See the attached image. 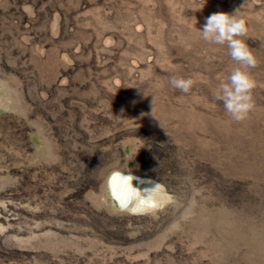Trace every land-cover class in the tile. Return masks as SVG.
<instances>
[{"label":"rangeland","instance_id":"rangeland-1","mask_svg":"<svg viewBox=\"0 0 264 264\" xmlns=\"http://www.w3.org/2000/svg\"><path fill=\"white\" fill-rule=\"evenodd\" d=\"M240 8L236 122L198 29ZM130 171L150 205L115 198ZM0 264H264V0H0Z\"/></svg>","mask_w":264,"mask_h":264},{"label":"clouds","instance_id":"clouds-1","mask_svg":"<svg viewBox=\"0 0 264 264\" xmlns=\"http://www.w3.org/2000/svg\"><path fill=\"white\" fill-rule=\"evenodd\" d=\"M240 10L241 8L231 14L213 13L206 18L203 29H198L204 41L226 45L231 59L238 65L231 70L226 81L222 80L219 83L214 94V100L221 102L226 113L236 122L245 120L254 107L252 92L255 81L250 69L257 66L256 57L244 39L248 28L246 19L240 14ZM170 84L173 88L188 93L193 86V80L190 77L173 76L170 78ZM154 104L155 98L153 99V112ZM138 179L131 171L115 172L110 177V183L117 187L137 189L134 182Z\"/></svg>","mask_w":264,"mask_h":264},{"label":"bare ground","instance_id":"bare-ground-1","mask_svg":"<svg viewBox=\"0 0 264 264\" xmlns=\"http://www.w3.org/2000/svg\"><path fill=\"white\" fill-rule=\"evenodd\" d=\"M121 173V172H120ZM141 179H138L134 182V185L137 189L131 187H117L114 184H111L112 192L118 202L124 208L138 209L142 206H147L152 203L146 198V193H141L140 189L144 186ZM140 185V186H139ZM146 189V188H145ZM143 191V190H142Z\"/></svg>","mask_w":264,"mask_h":264},{"label":"water","instance_id":"water-1","mask_svg":"<svg viewBox=\"0 0 264 264\" xmlns=\"http://www.w3.org/2000/svg\"><path fill=\"white\" fill-rule=\"evenodd\" d=\"M120 204V203H119ZM121 205V204H120Z\"/></svg>","mask_w":264,"mask_h":264}]
</instances>
